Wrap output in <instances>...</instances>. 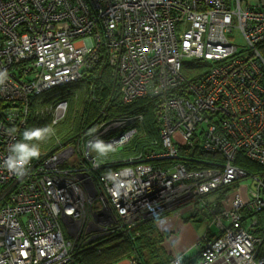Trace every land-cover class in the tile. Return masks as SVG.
Returning a JSON list of instances; mask_svg holds the SVG:
<instances>
[{"label": "built area", "instance_id": "2783aa9c", "mask_svg": "<svg viewBox=\"0 0 264 264\" xmlns=\"http://www.w3.org/2000/svg\"><path fill=\"white\" fill-rule=\"evenodd\" d=\"M263 40L264 9L248 0H0V101L10 102L0 105V264H69L79 246L69 233L90 244L204 199L198 208L210 211L219 232L203 237L196 264H264V235L257 233L264 214ZM100 59L115 69L125 101L155 104L163 149L146 159L171 162L182 147H201L222 160L190 169L133 156L94 173L104 167L99 156L138 133L145 111L137 108L139 121L132 113L106 117L79 141L41 152L24 176L10 171L6 161L27 125L30 95L82 78L83 67ZM68 106L65 99L34 113L50 116L52 129ZM226 187L234 195L222 208L226 195L218 192Z\"/></svg>", "mask_w": 264, "mask_h": 264}, {"label": "trees", "instance_id": "16d2710c", "mask_svg": "<svg viewBox=\"0 0 264 264\" xmlns=\"http://www.w3.org/2000/svg\"><path fill=\"white\" fill-rule=\"evenodd\" d=\"M251 4H254L253 0ZM260 49L264 56V40L260 43ZM205 68L202 67L201 69L205 71ZM114 70L105 59H100L89 67L84 66L82 78L68 85L69 92L65 99L68 100L69 106L64 117L51 130L49 129L50 116L41 120L34 113L35 110L47 105L49 97L46 98V96H48V93L44 92L40 95L32 93L29 98L30 102L28 101L30 115L26 127L20 132L19 142L36 145L40 153H49L55 146L79 141L102 119L114 117L120 113H129L130 109L133 108L132 106L144 104L147 99L146 97H138L129 102L123 99L119 93L118 83L114 79ZM54 88L50 89L49 92L52 93ZM19 103L23 107L26 105L24 100H17L16 104ZM9 104L10 102L8 101H0V105L2 106H8ZM149 108L151 111H149L147 121V134L137 135L121 149L113 151L112 155L99 156V159L104 163V167H101L94 173L99 174L100 172L114 169L122 164V160L133 156H139L141 161L151 162L158 167H168L173 164L176 166L178 163H184L190 169L205 167L210 160H222L220 156H214L209 153L207 155L202 149L190 147H182L175 161L146 159L147 154L159 152L163 149L159 128L161 121L156 117L152 119V113L155 116V104L149 101L144 107L140 105L138 109L146 112ZM37 128L47 129V131L42 133L43 138L25 141L23 138L25 130ZM155 143H159L160 145L154 147ZM246 165L259 167L250 162ZM230 191L231 189L227 187L220 189L218 192L219 198L225 195V199L232 198L234 194ZM192 204L190 202L173 210H181L183 214V210L186 207H193ZM166 212L142 219L135 224L134 228L130 229L129 233H115L103 236L90 247H81V250H74L76 264H117L127 258L136 259L139 264H173L171 260L174 257L172 256L174 253L170 249H167L165 244L171 233L160 229L158 226V221L161 220V217ZM188 212L187 217L184 218L190 217L193 210ZM261 215L263 214H259L258 216L259 223L261 224V230L264 231V221L260 219ZM200 254V250L193 256L183 254L180 264H195V260L197 259V263L200 259Z\"/></svg>", "mask_w": 264, "mask_h": 264}, {"label": "crops", "instance_id": "0c3cea01", "mask_svg": "<svg viewBox=\"0 0 264 264\" xmlns=\"http://www.w3.org/2000/svg\"><path fill=\"white\" fill-rule=\"evenodd\" d=\"M248 1L252 3V0ZM253 2L256 6H260L264 9V0H253ZM207 200H213V195L208 196ZM204 202H206V199L200 203L195 202L193 207H186L183 214L181 210H169L164 214L163 217H161V220L158 221V226L160 229L167 230L171 233L165 244L167 249H170L172 253L175 254V251H177V254L185 253L187 256H193L199 250L201 239L203 240V237L209 233V236H212V233L210 232L212 229L209 227V225L208 229L197 225L198 222L205 221L209 217L210 219L212 218L210 211L207 209L200 210L198 208L203 205ZM190 210H193L192 215L188 218H184L187 217L189 213L188 211ZM260 219L264 221V214L260 216ZM218 232L214 231V233ZM257 233L264 235V231L261 230V227H259ZM117 264H122V262Z\"/></svg>", "mask_w": 264, "mask_h": 264}, {"label": "rangeland", "instance_id": "374dc122", "mask_svg": "<svg viewBox=\"0 0 264 264\" xmlns=\"http://www.w3.org/2000/svg\"><path fill=\"white\" fill-rule=\"evenodd\" d=\"M237 41L238 42H241V43H244L245 42V40L243 39V38H238L237 39ZM104 57H106L104 54H103V58ZM71 82H73L72 80H61V81H59L58 83H56L57 84V86H56V88H54V90L52 91V93L51 92H49V90L50 89H48L46 92L48 93V96H46V98H48L49 97V99L47 100V102L48 103H46V104H49V103H54L55 105L57 104V103H59V102H61V101H63V100H65V98L67 97V95H68V92H69V88H68V85L71 83ZM139 106H140V104H136V105H134V106H132L133 108H131L130 110V112L129 113H132L133 115H135L136 116V119H137V121H139V119H140V116H139V114L140 113H138L135 109L136 108H139ZM149 111H151L150 110V108L149 109H147V111L145 112V120H144V123L140 126V128H139V130H138V133L135 135V137L137 136V135H141V134H144V135H146L147 134V121H148V116H149ZM152 115H153V117H152V119H154L155 118V116H154V114L152 113ZM145 123H146V125H145ZM137 125H139V122L137 123ZM157 127V126H156ZM51 130V129H50ZM134 137V138H135ZM160 144L159 143H155L154 144V147H158ZM195 148H198V149H202L201 147H195ZM195 148H193V149H195ZM121 149V148H120ZM193 149H190V150H193ZM119 150V149H118ZM118 150H116V151H118ZM202 150H204V149H202ZM205 151V150H204ZM206 152V151H205ZM113 154V152H107V153H105V154H103V155H112ZM206 154H207V152H206ZM208 155V154H207ZM247 183H249V185L251 186L252 185V180H247ZM231 205V201L229 200V199H225V202L223 203V205H222V208H224V207H229ZM221 208V205H218L217 207H216V209H220ZM183 212H185V210H183ZM66 224L68 225V226H70V223L69 222H66ZM211 224V225H210ZM197 225H200L202 228H206V229H208V225H209V227L212 229L210 232L211 233H214V231L215 232H218L219 231V226L218 225H216L215 223H213L212 221H211V219H210V217L209 218H207L205 221H201V222H198L197 223ZM94 235L96 236V237H99V234L97 233V232H94ZM69 236H70V240L72 241V242H74V244H75V241H77L78 242V245L79 246H75L74 245V250L75 251H77V250H81L80 248L82 247H90V246H92L94 243H97V241L99 240V238H97L93 243H90V244H84V242H81V235L80 234H70L69 233ZM201 241H202V239H201ZM197 248H198V245H197ZM74 250H73V253H72V255L74 254ZM175 254H177V251H175ZM180 254V253H179ZM183 254H185V253H183ZM178 255V254H177ZM172 256H176V255H172ZM173 257V258H174ZM125 260V259H124ZM197 260V259H196ZM195 260V261H196ZM123 261V260H122ZM122 261H120V262H122ZM119 263V262H118ZM69 264H76V261H75V258H74V256H73V259H72V261H70L69 262Z\"/></svg>", "mask_w": 264, "mask_h": 264}, {"label": "clouds", "instance_id": "9594fccd", "mask_svg": "<svg viewBox=\"0 0 264 264\" xmlns=\"http://www.w3.org/2000/svg\"><path fill=\"white\" fill-rule=\"evenodd\" d=\"M2 82V81H0ZM47 129L25 130L23 138L25 141L40 140L43 138L42 133ZM99 145H95L98 147ZM11 155L6 161L7 168L19 176H24L27 172V166L31 164L33 159L40 157V150L36 145L24 142H18L11 146Z\"/></svg>", "mask_w": 264, "mask_h": 264}]
</instances>
